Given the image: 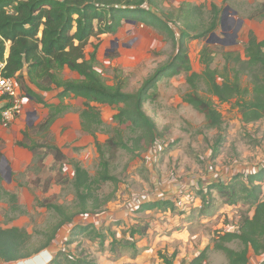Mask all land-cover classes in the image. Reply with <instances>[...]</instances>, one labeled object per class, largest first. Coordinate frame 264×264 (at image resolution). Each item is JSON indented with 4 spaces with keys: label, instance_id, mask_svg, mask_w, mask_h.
<instances>
[{
    "label": "rangeland",
    "instance_id": "374dc122",
    "mask_svg": "<svg viewBox=\"0 0 264 264\" xmlns=\"http://www.w3.org/2000/svg\"><path fill=\"white\" fill-rule=\"evenodd\" d=\"M158 2L173 34L162 27L124 20L116 34L92 39L100 42L95 68L107 84L122 82L125 91L133 93L153 77L149 89L152 98L144 103V111L156 124L153 143L134 141L142 132L129 121L122 122L116 117L122 104L98 105L103 120L98 141L105 142L119 129L131 147L119 148L111 162V173L118 183L105 182L99 190L101 200L114 195L107 204L95 212L78 213L71 161H80L93 177L101 168L95 139L80 126L84 98L71 95L61 101L57 97L59 89L47 92L36 89L47 102L59 105L54 108L59 112L49 130L40 125L53 109L28 96L23 102V113L14 120L2 121L0 152L5 161L0 156V223L3 227L25 228L31 234L29 250L44 249L30 258L0 264H52L61 251L66 255L60 256V260L87 258L95 264H165L162 256L172 259L174 264H189L204 250L207 258L203 264H229L226 254L215 248V242L219 234L237 229L242 216L252 210L244 200L229 205L216 190L210 194L207 191L210 183L230 182L237 173L246 176L254 170L264 172V118L245 123L235 99L220 102L209 93L202 79L193 88L184 70L156 74L181 51V33L188 24L197 26V31L189 29L191 36L208 28L213 4L220 9V21L224 9L229 7L223 24L203 37L186 38L184 47L192 72L203 73L201 51L206 45L214 56L211 67L222 70L223 53L243 54L250 30L264 40V0ZM239 21L241 27L236 31ZM86 51H93L92 43ZM61 74L64 79L80 78L68 68ZM248 81L249 77L244 75L243 83ZM195 90L211 99L222 114L220 128H208L205 115L185 101ZM24 131L29 135V144L57 145L66 159L56 162L52 155H45L49 149L43 147L38 152L44 156L45 168L38 172L35 169L38 158L33 160L17 144ZM261 184L264 188V181ZM152 200L169 201L172 205L142 211V204ZM40 202L62 204L69 212L77 213L47 246V238L59 219ZM146 223H149L146 235L130 236L133 225L142 227ZM87 224L103 234L102 242L95 234H72L74 226ZM113 238L135 242L136 248L116 244L112 250ZM225 245L235 250L243 248L238 240Z\"/></svg>",
    "mask_w": 264,
    "mask_h": 264
},
{
    "label": "trees",
    "instance_id": "16d2710c",
    "mask_svg": "<svg viewBox=\"0 0 264 264\" xmlns=\"http://www.w3.org/2000/svg\"><path fill=\"white\" fill-rule=\"evenodd\" d=\"M212 13L208 28L194 36H191L189 29L197 31V26L188 24L187 30L181 33V51L156 75H169L184 70L189 74L188 81L193 88H197V81L202 79L209 93L220 102L236 100V106L245 123L257 122L264 118V40L259 39L253 30L249 32L243 54L234 51L223 53L225 66L222 70L211 67L214 56L206 45L201 51L203 73L192 72L184 41L188 37H203L206 33L214 31L221 23L220 9L215 4ZM124 20L162 27L173 34L158 0H0V72L5 77H15L26 96L53 109L49 110L40 127L49 130L56 120L55 114L59 112L54 108L59 105L47 102L37 90L47 92L59 89L57 97L61 101L71 95L80 96L85 100L84 108L80 112V126L84 133L94 137L101 168L93 177L80 161H71L78 213L95 212L112 199L114 195L111 194L101 200L99 190L105 182L118 183V178L111 173V162L116 158L119 148H131L119 129L105 142L98 141L97 134L103 125L99 104H122L116 117L122 122L129 121L140 129L142 135L134 139L137 144L145 141L149 145L155 139L156 124L144 111L145 101L152 98L149 89L153 77L145 80L138 91L130 93L125 91L122 82L113 86L107 84L95 68L100 42H94L92 39L100 38L102 34H116ZM91 43L93 51L87 53V46ZM64 68L76 72L80 78L64 79L61 74ZM244 75L249 77L247 84L243 83ZM185 101L205 115L208 128L222 126V114L211 99L201 96L195 90L185 97ZM28 139L29 135L24 131L23 139L17 144L31 151L33 160L38 158L35 161V169L38 172L45 168L44 156L38 152L43 147L49 149L45 155H52L56 162L62 163L66 159L59 146L52 143L29 144ZM0 156L3 157L1 152ZM263 181L264 172L260 170L250 172L246 176L237 173L232 176L230 182L219 180L209 184L207 194L216 190L221 200L229 205H236L240 200H244L253 211L252 216H242L235 231L218 235L215 248L226 254L229 264H248L250 250L256 254L264 253ZM206 197L204 194L203 199L207 201ZM40 204L53 210L59 219L52 229V234L47 238V246L55 239L58 230L72 222L77 213L69 212L64 205L58 203ZM169 205H172L169 201L152 200L142 204L141 209H160ZM148 228L149 223L142 227L133 225L130 236L134 238L136 235H146ZM79 233L95 234L101 238V242L104 239L98 229L88 224L74 226L72 234ZM234 240L241 242V250L225 245ZM30 242L31 234L25 228L3 227L0 223V263L30 258L42 250L43 247L29 250ZM116 244L136 248L135 242L113 238L112 250ZM62 255H66L65 252L57 253L52 264H95L87 258L66 257L65 260H60ZM206 258L204 250L189 264H203ZM162 259L165 264H174L172 259L166 256H162ZM261 264H264V261Z\"/></svg>",
    "mask_w": 264,
    "mask_h": 264
},
{
    "label": "built area",
    "instance_id": "2783aa9c",
    "mask_svg": "<svg viewBox=\"0 0 264 264\" xmlns=\"http://www.w3.org/2000/svg\"><path fill=\"white\" fill-rule=\"evenodd\" d=\"M25 96L15 77H5L0 72V118L2 121L14 120L16 116L23 113Z\"/></svg>",
    "mask_w": 264,
    "mask_h": 264
},
{
    "label": "crops",
    "instance_id": "0c3cea01",
    "mask_svg": "<svg viewBox=\"0 0 264 264\" xmlns=\"http://www.w3.org/2000/svg\"><path fill=\"white\" fill-rule=\"evenodd\" d=\"M1 125V124H0ZM22 149H25L26 151H27V153H29V155H30V157H32L33 158V153L30 151L29 152V150L28 149H26V148H23V147H21ZM263 189V195H264V188H262ZM251 216L253 215V211L251 212V214H250ZM236 230V229H235ZM234 230V231H235ZM251 257H256L255 259H253L252 260V258ZM264 261V253H261V254H256L253 250H250V252H249V263L248 264H261L262 262ZM251 262V263H250Z\"/></svg>",
    "mask_w": 264,
    "mask_h": 264
},
{
    "label": "water",
    "instance_id": "95a60500",
    "mask_svg": "<svg viewBox=\"0 0 264 264\" xmlns=\"http://www.w3.org/2000/svg\"><path fill=\"white\" fill-rule=\"evenodd\" d=\"M228 8H229V7H226V8L224 9V14H223V16L221 17V24H223L224 15H225L226 11L228 10ZM240 27H241V21H239V25H238L236 31H238V30L240 29ZM213 35H214V34H213ZM235 35H236V34H235ZM2 160L5 161V157H3ZM9 171H10V167H9ZM9 173H10V172H9Z\"/></svg>",
    "mask_w": 264,
    "mask_h": 264
}]
</instances>
